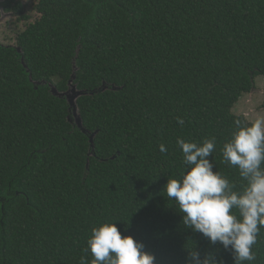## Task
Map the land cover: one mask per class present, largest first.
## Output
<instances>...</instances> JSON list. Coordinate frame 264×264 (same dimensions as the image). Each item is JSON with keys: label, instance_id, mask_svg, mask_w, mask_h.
I'll return each mask as SVG.
<instances>
[{"label": "trees", "instance_id": "obj_1", "mask_svg": "<svg viewBox=\"0 0 264 264\" xmlns=\"http://www.w3.org/2000/svg\"><path fill=\"white\" fill-rule=\"evenodd\" d=\"M34 10L15 45L0 42V264H90L92 227L115 220L156 264H187L188 248L234 264L183 225L163 189L184 167L177 138L215 137L214 170L241 185L220 149L236 119L250 121L233 108L264 75V0H38ZM73 74L86 132L50 86L68 90ZM253 251L264 264V227Z\"/></svg>", "mask_w": 264, "mask_h": 264}, {"label": "clouds", "instance_id": "obj_2", "mask_svg": "<svg viewBox=\"0 0 264 264\" xmlns=\"http://www.w3.org/2000/svg\"><path fill=\"white\" fill-rule=\"evenodd\" d=\"M183 126L185 121L177 117ZM230 138L220 149L223 162L238 169L239 187L220 171L214 170L215 137L197 142L177 138L183 154L179 177L168 176L163 189L175 201L182 223L201 233L212 245L230 250L234 264H252L256 260L253 246L264 227V117L254 121H234ZM162 153L165 144L159 145ZM115 221L94 225L87 239L90 264H156L155 256L132 235H122ZM79 264H89L81 257ZM187 264H223L214 252L204 255L188 248Z\"/></svg>", "mask_w": 264, "mask_h": 264}, {"label": "rangeland", "instance_id": "obj_3", "mask_svg": "<svg viewBox=\"0 0 264 264\" xmlns=\"http://www.w3.org/2000/svg\"><path fill=\"white\" fill-rule=\"evenodd\" d=\"M22 1L25 6L22 12L0 13V42L5 45L16 44L18 32L22 31L28 23L22 17L23 14L30 15L29 21H34L39 17V14L34 10V5L38 0ZM1 9L2 6L0 5V12ZM233 111L236 114L245 115L250 121H254L258 117H264V75L256 76L254 88L250 93H245L240 98Z\"/></svg>", "mask_w": 264, "mask_h": 264}, {"label": "water", "instance_id": "obj_4", "mask_svg": "<svg viewBox=\"0 0 264 264\" xmlns=\"http://www.w3.org/2000/svg\"><path fill=\"white\" fill-rule=\"evenodd\" d=\"M22 62L24 63L25 66H27L25 64L24 58L22 59ZM74 79H75V74L72 75V78L69 81V89L66 91H60L54 84H50V86H51V90L53 94H55L58 97H66L70 105V108L75 115V120H76L77 125L86 132V128L83 125L82 117H81V114L79 113V109L77 105L78 98L82 96L83 94H85V92L77 88V85L73 83ZM35 84L39 85V84H42V82L35 81ZM105 89H107V86L104 87V90ZM94 137H95V133L91 135V142L93 145H94L93 143Z\"/></svg>", "mask_w": 264, "mask_h": 264}, {"label": "flooded vegetation", "instance_id": "obj_5", "mask_svg": "<svg viewBox=\"0 0 264 264\" xmlns=\"http://www.w3.org/2000/svg\"><path fill=\"white\" fill-rule=\"evenodd\" d=\"M1 13H7V12H5L4 10H3V8L1 9Z\"/></svg>", "mask_w": 264, "mask_h": 264}]
</instances>
